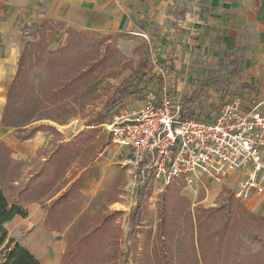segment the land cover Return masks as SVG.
I'll return each mask as SVG.
<instances>
[{
  "label": "rangeland",
  "instance_id": "rangeland-1",
  "mask_svg": "<svg viewBox=\"0 0 264 264\" xmlns=\"http://www.w3.org/2000/svg\"><path fill=\"white\" fill-rule=\"evenodd\" d=\"M29 22L23 19L18 22L20 27L11 24L6 32H0V57L17 59L16 74L27 45L21 41V26ZM53 30L51 27L44 32V49H29L13 92L17 122H26L20 120L39 112L42 119L34 126L39 127L41 131L38 132L47 138L36 154L29 152L28 158L23 156L21 159L26 161L29 179L33 174L35 177L31 179L45 180L49 186L57 184V189L73 177L78 180L66 188L64 199L47 204L45 199L41 201L46 215L42 231L35 234L33 246L46 241L49 236L52 241L58 237L63 239L68 262L118 264L110 262V258L118 245L126 249L129 213L136 205V169L128 149L113 145L102 124L88 127L87 122L103 111L123 84L130 87V93L111 108L104 123L119 105L131 109L134 103L144 101L152 93L159 94L157 90L162 82L156 74L159 62L145 38L123 39L116 35L83 33L84 38H77L72 43L69 39L65 46L58 47L52 45ZM7 51L11 53L8 55ZM10 66L13 67V60L2 62L0 59V68L9 70ZM146 69H150L151 75L141 81ZM152 75L157 78L152 80ZM2 131L8 133L3 140L12 146L16 157H22L19 152L26 149L25 141L18 138L14 128L3 127ZM62 141L68 144H61ZM67 169L70 178L61 180L60 176ZM232 194L226 185L217 183L196 190L182 182L153 184L143 216V226L148 230L140 233L138 240L140 252H145L140 264H171L172 259L168 263L166 257L182 255L184 260L178 264H194V245L201 242L205 246L210 229L218 225L224 227L223 217L210 224L203 218L199 220L197 209L219 206L232 200ZM188 210L196 214L193 221L185 217ZM230 221L237 227L236 244L242 245L239 247L242 253L249 247L256 250L264 247V240L253 239L251 221L244 222L237 216L230 217ZM161 224L165 225L163 229ZM149 229H153L152 234ZM94 230L97 231L94 238L80 240L84 233ZM164 232L166 236H163ZM21 237L26 238L25 233ZM229 241L227 239L225 243ZM57 244L61 245L60 242ZM50 251V246L44 242L36 255L45 264H53ZM236 257L239 258L236 264H245L244 254ZM258 261L264 263V259ZM132 264H139L135 255Z\"/></svg>",
  "mask_w": 264,
  "mask_h": 264
},
{
  "label": "crops",
  "instance_id": "crops-1",
  "mask_svg": "<svg viewBox=\"0 0 264 264\" xmlns=\"http://www.w3.org/2000/svg\"><path fill=\"white\" fill-rule=\"evenodd\" d=\"M23 19L30 21L28 25L34 24V31L45 22H52L53 46L58 45L59 39L68 43L70 30L95 35L123 33V39L142 40L143 34L146 35V43L161 65V68L157 66L159 72L156 74L161 78L160 69L168 71L172 95L182 104L185 117L209 118L237 95L245 98L247 107L253 99L263 102L264 112V0H0V32H6L11 24L20 27L18 22ZM36 35L33 40L41 37L40 31ZM10 53L7 51L8 55ZM0 59L2 62L13 60L9 70L0 68V141H4L8 133H3L1 119L16 75L17 59L13 56ZM165 62L168 67L164 66ZM147 76L142 77L143 80ZM152 76L151 79H155ZM153 95L158 93L150 96ZM143 103H134L131 109L140 108ZM21 141L27 146L19 152L22 157H16L15 152L13 156L26 164L21 158H28L29 152L36 154L47 138L37 131L32 138ZM61 144L68 143L62 141ZM26 171L27 164L22 182L35 177L31 174L30 179L27 178ZM63 173L61 180L70 178L69 169ZM77 180L78 177H73L55 194L29 202L27 217L17 215L6 224L9 236L35 254L45 242L51 248L52 263L65 264L63 239L56 237L52 241L49 236L37 246L33 244L36 243L35 234L42 231L46 215L41 201L45 199L47 204L58 200ZM52 185L57 187V184ZM243 204L264 216V194L254 195ZM23 233L26 238L21 237Z\"/></svg>",
  "mask_w": 264,
  "mask_h": 264
},
{
  "label": "built area",
  "instance_id": "built-area-1",
  "mask_svg": "<svg viewBox=\"0 0 264 264\" xmlns=\"http://www.w3.org/2000/svg\"><path fill=\"white\" fill-rule=\"evenodd\" d=\"M58 41V47L67 43ZM160 73L158 95L146 98L140 108L113 111L102 124L112 144L130 152L138 183L149 176L155 185L182 182L195 190L217 183L242 203L263 195V102L253 99L247 107L237 95L209 118L185 117L172 95L168 71Z\"/></svg>",
  "mask_w": 264,
  "mask_h": 264
},
{
  "label": "trees",
  "instance_id": "trees-1",
  "mask_svg": "<svg viewBox=\"0 0 264 264\" xmlns=\"http://www.w3.org/2000/svg\"><path fill=\"white\" fill-rule=\"evenodd\" d=\"M51 24L52 22H45L37 31H31L34 24L24 25L21 28L22 41L26 42L27 45L19 59V70L9 88L7 102L1 119V125L4 127L14 128L19 134L18 138L21 140H28L32 138L37 131L41 130L39 127L32 126V124L42 118H39L40 113L36 112L32 116L20 120L26 122H17L19 120L14 117L16 107L13 101L15 84L27 61L29 49L31 47H39L41 49L45 48L46 38L44 32L46 29L50 28ZM39 31L41 37L38 40L33 41V39L37 37L36 33ZM69 32L71 43L77 38H84L82 32L75 30H70ZM114 35L120 38L125 36L123 33H116ZM167 64L168 63L165 62L164 66L168 67L169 65ZM157 66L161 68L160 64ZM149 72L150 71H144V76H147ZM156 77V75L152 76V78ZM129 90L130 87L126 84H123L119 89H117L111 100L104 107L103 111L98 113L95 118L90 119L87 122V126H97L102 124L111 108L122 101L129 93ZM13 155V148L6 142L0 141V264H43L39 257L27 246L20 243L17 239L9 236L6 224L12 221L17 215L27 217L29 213L27 205L29 202L39 201L46 196L53 195L58 192L59 189H57L55 185L48 187L45 180L42 179L38 181L30 179L26 182H22L21 179L23 178L26 164L24 161L16 159ZM57 166L60 168L59 164ZM152 192L153 183L151 176L146 178V181L138 183L136 187V205L129 213L130 230L128 232L127 240L125 241L126 249H121L120 245H118L111 255L110 262L118 264H132V257L135 255L136 262L140 264V260H142L143 253L145 252H140L138 240L139 234L144 232V230H148V228L143 226V216L147 201L151 197ZM65 196L66 194L64 193L58 200H62ZM232 198V200L224 201L223 204L216 207L197 209L199 212L197 218H199V220L203 218L205 223L210 224L214 219L223 217L221 222L224 223V227H220L218 225L217 227L211 228L209 231L210 233L207 236L208 242L205 246L201 242L198 246L194 245V258L192 259L194 264H236L239 260L236 256L243 254L246 259L245 264H264L263 262L258 261L264 259V247L260 250H256L248 246L249 249L246 248L243 253L240 251L239 247H242V245L236 244V241L239 238L236 233L237 227L232 224V221H230V217L235 216L244 222L251 221L254 232L252 233L253 239L256 241H263L264 216H259L247 209L243 203L234 198L233 194ZM185 217L193 221L196 218V214H194L193 211L188 210ZM108 218L109 216L106 217L107 221H110ZM164 226V224H161V229H163ZM96 232V230L86 232L80 237V240L87 241L92 239L94 238ZM149 233L152 234L153 229H149ZM163 236H166L165 232L163 233ZM227 239H230L229 243H225ZM171 259L173 263H171ZM166 260L168 263L178 264L184 260V255L181 257H166ZM64 263L77 264L76 262H68L66 260Z\"/></svg>",
  "mask_w": 264,
  "mask_h": 264
}]
</instances>
